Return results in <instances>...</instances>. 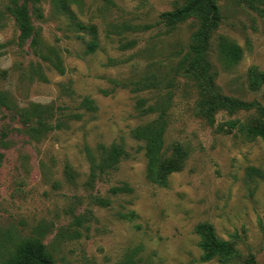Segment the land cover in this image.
Listing matches in <instances>:
<instances>
[{
  "label": "rangeland",
  "instance_id": "obj_1",
  "mask_svg": "<svg viewBox=\"0 0 264 264\" xmlns=\"http://www.w3.org/2000/svg\"><path fill=\"white\" fill-rule=\"evenodd\" d=\"M214 1L221 21L205 73L220 95L255 104L216 105L210 124L206 74L189 66L198 23L160 18L183 0H40L36 45L19 42L10 0H0V264L34 237L54 264H249L251 254L264 264V138L245 135L264 127V3ZM220 39L242 48L237 63L220 59ZM38 112L62 126L35 133ZM160 116L165 184L147 177L146 140L134 136ZM112 144L124 155L95 166ZM198 224L228 244L229 259H203Z\"/></svg>",
  "mask_w": 264,
  "mask_h": 264
},
{
  "label": "trees",
  "instance_id": "obj_2",
  "mask_svg": "<svg viewBox=\"0 0 264 264\" xmlns=\"http://www.w3.org/2000/svg\"><path fill=\"white\" fill-rule=\"evenodd\" d=\"M40 0H10L7 11L13 17L14 22L16 23L19 29L18 39L20 43H24L29 40L30 44H37V32L32 24L31 14L34 13L36 17H41V11L39 6H37ZM62 5H65V2L71 3L77 0H57ZM237 3H246L248 5H253L254 2L264 3V0H234ZM30 6V7H29ZM31 8V10H30ZM160 18L164 19L169 24H174L186 20L188 18H194L198 23L197 30L192 35L191 42V52H192V63L190 67L198 68L196 72V79L198 77L206 74V68H211V62L207 60L208 52L210 51V37L212 33L216 30L219 22L221 21V15L219 12L218 5L214 0H183V2L173 8L172 10L164 11L160 13ZM78 29H87V26L76 23ZM96 47V42L91 41L87 44L86 50L93 51ZM216 51L220 59L228 64L237 63L243 55L242 48L234 43L229 42L225 39H220L216 44ZM261 73H259L260 75ZM202 87H200L201 92L204 94L203 100L201 101L204 114L207 117L210 124L214 122L213 112L216 105L218 107H225L229 110L237 109H248L252 107L254 102H245L242 100L234 99L228 96L220 95L217 92V87L214 84L212 77L202 76L198 82ZM210 94L212 96L210 97ZM211 100H214L211 101ZM218 102V103H217ZM6 105L5 98L0 92V106ZM81 105L88 111H93L95 106L90 98L84 97L81 101ZM40 107L39 105H33L32 110L35 111ZM163 116V115H162ZM159 117L157 122H153L144 127L137 128L134 130V136L137 138H144L146 140V155L148 156V170L147 177L158 184H165L167 170L163 169V166L160 165L161 158V138L162 132L164 130L165 121ZM36 126L33 128V131L37 133L41 130H52L54 128H60L61 123L51 124L45 121V118L41 117V113L38 112L35 114ZM39 129V130H34ZM244 131L246 129L244 128ZM246 137L250 138L252 136H261L264 138V127L263 128H249L247 130ZM100 149L103 151V156L95 164V166L105 169L110 168L114 165L118 158L124 155L122 146L112 144L109 147L100 146ZM175 154L177 156H182V146L179 144L175 145ZM94 160H92L93 162ZM164 171H163V170ZM123 190H127L126 185L114 186L110 189L112 194H118ZM97 201L105 205L108 201L104 198H98ZM129 216H134L133 212L129 213ZM74 224L80 225L81 219L76 216L74 218ZM195 230L200 235L201 242L200 246L205 253L203 259H208L211 256H216L218 259H229L232 255L228 244L225 241L219 240L214 232L212 227L205 224H198L195 227ZM62 234V233H61ZM74 236H78V232H74ZM133 258H126L123 262L119 264H135ZM3 264H54V260L49 252L46 250L45 245L42 241L36 237L27 238L22 241L16 252L12 257L4 262ZM249 264H257L254 256L251 254L249 256Z\"/></svg>",
  "mask_w": 264,
  "mask_h": 264
}]
</instances>
